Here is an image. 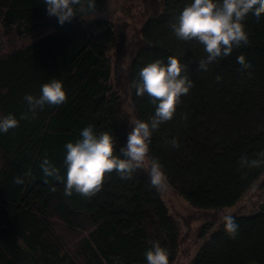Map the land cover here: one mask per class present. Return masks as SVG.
Returning <instances> with one entry per match:
<instances>
[{"label": "trees", "instance_id": "obj_1", "mask_svg": "<svg viewBox=\"0 0 264 264\" xmlns=\"http://www.w3.org/2000/svg\"><path fill=\"white\" fill-rule=\"evenodd\" d=\"M103 1L95 0L94 11ZM82 2L61 26L43 0H0V28L15 26L23 36L51 29L0 56V114L19 120L0 134V264H147L145 253L155 244L173 264L183 236L161 189L150 185L152 160L162 165L170 186L205 211L236 205L259 179L264 190V164L241 166L242 158L264 152V15L240 24L245 48L203 71V45L178 39L171 28L191 0H141L140 25L116 23L106 14L87 19V0ZM169 56L186 65L182 75L193 87L152 135L148 164L127 180L115 170L106 173L90 197L75 191L66 196L65 180L46 177L43 159L65 178V144L89 125L97 134L111 133L118 153L131 121L155 114L151 98L137 96L132 82L147 63ZM236 60L251 68L237 75ZM52 79L63 82L66 101L33 115L24 96H39ZM174 138L179 147L171 145ZM16 177L24 182L17 184ZM231 216L239 224L236 237L226 234L223 221L215 230V222L204 224L197 237L208 238L191 264H264V203L251 214Z\"/></svg>", "mask_w": 264, "mask_h": 264}, {"label": "clouds", "instance_id": "obj_2", "mask_svg": "<svg viewBox=\"0 0 264 264\" xmlns=\"http://www.w3.org/2000/svg\"><path fill=\"white\" fill-rule=\"evenodd\" d=\"M46 13L54 16L59 25L70 23L84 7L82 0H43ZM95 0H87L86 10L93 13ZM264 15V0H191L180 13L175 23L171 25L175 36L183 41L196 40L203 45L207 54L199 60L198 68L207 71L210 64L224 60L230 51L246 47L240 24L245 18L259 22ZM237 75L251 68L250 63L234 61ZM187 67L176 56H169L167 61L157 59L147 63L138 73V79L132 82L137 96L147 94L155 105V114L149 121H131L132 130L127 135L126 144L116 152L115 138L107 131L97 134L94 127H84L79 133V139L65 144L64 166L66 177L59 175V170L45 157L40 165L46 177L65 180L66 196L73 191L85 197L98 192L104 182L105 174L115 170L122 179H131L133 173L144 165L152 135L159 130L161 124L171 120L176 112L181 97L187 95L193 87V82L186 74ZM216 83V82H214ZM66 91L63 82L52 79L43 84L39 96L26 94L28 111L35 115L37 109L46 105L59 106L66 101ZM21 118H27L23 114ZM19 126V120L14 114H0V134H6L10 129ZM173 147H179L174 138L170 141ZM264 164V152L258 158L248 161L242 158L241 166H260ZM30 173H26L25 176ZM150 185L157 189L165 187L166 176L162 165L152 160L149 171ZM17 184L24 180L15 178ZM224 231L230 238L238 234L239 224L231 215L223 217ZM147 264H166L167 256L158 244L145 253Z\"/></svg>", "mask_w": 264, "mask_h": 264}, {"label": "rangeland", "instance_id": "obj_3", "mask_svg": "<svg viewBox=\"0 0 264 264\" xmlns=\"http://www.w3.org/2000/svg\"><path fill=\"white\" fill-rule=\"evenodd\" d=\"M141 0H104L101 9L94 11L86 16L87 19L94 18L103 14L108 15L116 23L119 20L127 19L128 22H136L140 25L139 16ZM51 32V29H41L31 35H20L15 26L9 29L0 28V56L20 48L27 43L44 36ZM145 164L148 161L145 160ZM259 179L243 196V198L234 206L227 207L221 213L205 211L204 208L195 206L183 198L172 186L167 182L165 187L161 189L162 196L169 207L170 213L177 219L180 224V232L183 236L181 247L177 258L173 264H191L195 253L207 240L206 238H198L199 229L206 223L215 222L213 229L223 221L225 215L251 214L259 210L260 205L264 203V190L260 187ZM214 216V220L213 217ZM189 223V225H186Z\"/></svg>", "mask_w": 264, "mask_h": 264}]
</instances>
